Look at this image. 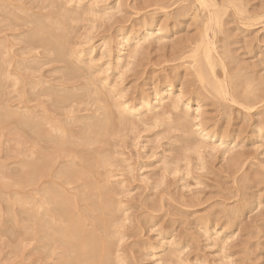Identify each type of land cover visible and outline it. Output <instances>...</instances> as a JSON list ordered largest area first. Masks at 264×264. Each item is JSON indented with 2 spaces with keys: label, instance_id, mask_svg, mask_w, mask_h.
<instances>
[{
  "label": "rangeland",
  "instance_id": "1",
  "mask_svg": "<svg viewBox=\"0 0 264 264\" xmlns=\"http://www.w3.org/2000/svg\"><path fill=\"white\" fill-rule=\"evenodd\" d=\"M216 1L213 15L201 8L196 0H11V3L10 0H0V63L4 60L2 69H5L0 70V114L4 115L0 118V264H40V257H44L37 250L33 251V256L31 246L27 241L25 243L29 188L24 186L26 170L22 161L29 155L27 147L31 144L27 129L17 127L15 121H22L25 117L26 108L22 105L26 103V107L31 108L45 103L46 117L53 115L60 127L66 122L67 126L61 128L64 129L63 137L75 135L68 140L73 143L76 156L84 159L82 166L72 169L68 164L67 168L65 165L69 159H58L56 164L61 166L55 164L58 167L54 173H60V176H55L52 181L65 185L67 189L73 188L74 202L85 192L92 197L89 200L79 196V201L85 202V208L79 203L84 210L79 214L82 217L78 215L75 219L84 225L88 217L85 225L90 227L85 229L86 234L100 236H96L98 244L102 250L106 249L108 258L104 264H264V0H232L233 4L229 0ZM235 2L237 6L232 8ZM224 4L228 6H221ZM218 6L221 7L219 10ZM53 13H57L56 16ZM211 16L219 20L213 31L208 25ZM10 20L11 25L8 24ZM37 21L55 36L58 33L66 59L63 57L60 61L55 53L27 44L32 35L29 33L38 31ZM206 32L215 35L216 78H212L226 90V98L216 95L210 88L207 81H213L208 78L212 75L204 63L200 64L202 62L195 58V50L205 41ZM67 67H74L73 74ZM169 86L173 90L172 100L167 99L166 103L174 106L165 108L155 101L156 93L169 89ZM248 92L252 97L247 103ZM81 98H86L83 99L86 103ZM143 99L150 102V112L142 108ZM175 99L180 103L174 104ZM121 104H127L136 112L121 113ZM103 115L109 122L107 118L102 122ZM181 119L186 128L177 127L176 123L182 122ZM95 120H101V123ZM67 127L70 131L73 129L70 135ZM76 136L80 137V143ZM81 143H85L86 148ZM88 148L92 149L89 154ZM23 152L28 155L25 157ZM78 168L82 169L79 173ZM91 168L98 171L100 178L93 179L98 174L94 175L96 171ZM68 170L84 175L88 186L83 187L80 182L78 186L66 187L63 182L67 175L64 173ZM21 173V176L25 175L24 181L16 178ZM18 181L22 187L16 184ZM96 185L104 192L96 190ZM76 192L80 193L77 195ZM24 199L26 204V201L22 202ZM103 208L104 211L108 209L107 214ZM105 235L110 238L107 242L111 247L105 243ZM57 259L56 256L46 264H56Z\"/></svg>",
  "mask_w": 264,
  "mask_h": 264
},
{
  "label": "bare ground",
  "instance_id": "2",
  "mask_svg": "<svg viewBox=\"0 0 264 264\" xmlns=\"http://www.w3.org/2000/svg\"><path fill=\"white\" fill-rule=\"evenodd\" d=\"M9 1V0H8ZM155 1V0H154ZM163 1H165V0H163ZM216 1V0H215ZM215 1L214 0H196V2L199 4V6L201 7V8H203L204 10H207L210 14H213L214 12H212L214 9H216V7H217V4L215 3ZM227 1V0H226ZM230 2V4H233L231 1L232 0H229ZM6 2V1H5ZM14 2V1H13ZM49 2V1H48ZM47 2V4L48 5H50V4H52V3H48ZM174 2V1H173ZM176 2V1H175ZM187 2V1H186ZM217 2V1H216ZM228 2V1H227ZM226 2V3H227ZM240 2V1H239ZM7 3V2H6ZM10 3H11V0H10ZM33 3V2H32ZM159 3V2H158ZM169 3V2H168ZM190 3V2H189ZM218 3V2H217ZM8 4V3H7ZM22 4V3H21ZM54 4V3H53ZM183 4H185L184 2H183ZM228 4V3H227ZM226 4V5H227ZM236 4V2L234 3V5L232 6V8L234 7V6H237V5H235ZM237 4H239V3H237ZM2 4H0V6H1ZM4 5V4H3ZM6 5V4H5ZM4 5V6H5ZM9 5V4H8ZM25 5V4H24ZM161 5H163V3L161 4ZM168 5V4H167ZM220 5V4H219ZM225 4L224 5H221V6H226ZM229 5V4H228ZM227 5V6H228ZM7 6V5H6ZM10 6V5H9ZM11 6H12V4H11ZM27 6V5H26ZM65 6V5H64ZM21 7V6H20ZM30 7V6H29ZM191 7V6H190ZM219 7L220 6H218V10H219ZM230 7V6H229ZM7 8H8V6H7ZM14 8V7H13ZM27 8V7H26ZM42 8V7H41ZM44 8H46V7H44ZM67 8V7H66ZM221 8V7H220ZM225 8V7H224ZM235 8V7H234ZM15 9V8H14ZM17 9H19V11H20V8H17ZM24 9V8H23ZM57 9V8H56ZM55 9V10H56ZM162 9V8H161ZM180 9V8H179ZM187 9H188V6H187ZM7 10V9H6ZM32 10V9H31ZM52 10H54V9H52ZM54 10V11H55ZM69 10V9H68ZM83 10V9H82ZM189 10V9H188ZM197 10V9H196ZM217 10V11H218ZM1 11V10H0ZM4 11V10H3ZM13 11V10H12ZM11 11V12H12ZM15 11V10H14ZM34 11V10H33ZM43 11V10H42ZM53 11V12H54ZM63 11V10H62ZM93 11V10H92ZM216 11V10H215ZM4 12H6V11H4ZM27 12V11H26ZM30 12V11H29ZM59 12H60V10H59ZM71 12V11H70ZM80 12H81V10H80ZM202 12V11H201ZM212 12V13H211ZM7 13V12H6ZM20 13V12H19ZM19 13H18V15H19ZM22 13V12H21ZM32 13V12H31ZM31 13H30V18H31ZM63 13H64V11H63ZM62 13V14H63ZM68 13V12H67ZM219 13V12H218ZM244 13H246V12H244ZM1 14H2V12H1ZM13 14V13H12ZM17 14V13H16ZM42 14V13H41ZM52 14V12L50 13V15ZM53 14H55V13H53ZM57 14V13H56ZM56 14H55V16H56ZM70 14V13H69ZM86 14V13H85ZM7 15H8V13H7ZM22 15H24V14H21V16ZM35 15H37V13L35 14ZM44 15V14H43ZM64 15V14H63ZM68 15V14H67ZM214 15V14H213ZM219 15V14H218ZM243 15V14H242ZM3 16V15H2ZM1 16V18H4V17H2ZM15 16V15H14ZM26 16V15H25ZM32 16H34V15H32ZM65 16H66V14H65ZM72 16V15H71ZM205 16V15H204ZM54 17V16H53ZM61 17H63V16H61ZM69 17V16H68ZM67 17V18H68ZM219 17V16H218ZM16 18V17H15ZM11 19V18H10ZM23 19H25V18H23ZM32 19V18H31ZM46 19V18H45ZM44 19V20H45ZM54 19V18H53ZM8 20V19H7ZM14 20V19H13ZM30 20V19H29ZM47 20V19H46ZM45 20V21H46ZM64 20V19H63ZM67 20V19H66ZM68 20H69V18H68ZM71 20H73V19H71ZM12 20H10L9 21V23L8 24H10L11 25V22ZM17 21H19L18 19H17ZM32 22H33V20H31ZM43 21V20H42ZM65 21V20H64ZM70 21V20H69ZM68 21V22H69ZM75 21V20H74ZM6 22H8V21H6ZM11 22V23H10ZM23 22V21H22ZM30 22V21H29ZM28 22V23H29ZM31 22V23H32ZM39 21H37V24L39 25L38 26V31H36V29H35V33H29V34H32V35H30V42H27V44L28 43H30L31 44V47H39V48H43V49H45V50H48V51H50V52H53V53H55V55H57L59 58H61L60 59V61H62V58L64 57V59H66L67 57H65L64 56V49H63V45H61L60 44V40H59V38H58V33L56 34V36L54 35V34H52L53 33V31H52V33H51V31H49L47 28H45V26L42 24V23H38ZM47 22H49V20L47 21ZM73 22V21H72ZM71 22V23H72ZM206 22V21H205ZM208 22V21H207ZM219 20H218V18L215 16H211L210 17V20H209V26H210V30H212L214 27H217L218 25H219ZM19 23H20V21H19ZM24 23H26V22H24ZM1 24V23H0ZM13 24V23H12ZM23 24V23H22ZM46 24V23H45ZM55 24V23H54ZM57 24V23H56ZM55 24V25H56ZM70 24V23H69ZM73 24H75V23H73ZM72 24V25H73ZM24 25V24H23ZM23 25H20V26H23ZM26 25V24H25ZM48 26H49V23L47 24ZM2 26V25H1ZM18 26V25H17ZM19 26V27H20ZM35 26H37V25H35ZM60 26H62V25H60ZM5 27H6V25H5ZM4 27V28H5ZM8 27H9V25H8ZM11 27V26H10ZM30 27V26H29ZM69 27V26H68ZM205 28H206V26H205ZM11 29V28H10ZM30 29V28H29ZM64 29V27L62 28V30ZM71 29V28H70ZM208 29V28H207ZM8 30V29H7ZM61 30V31H62ZM65 30H67V29H65ZM64 30V31H65ZM158 30V29H157ZM220 30V29H219ZM56 31V30H55ZM72 31V30H71ZM206 31V30H205ZM213 31V30H212ZM59 32V31H58ZM67 32V31H66ZM2 33V32H1ZM69 33V32H68ZM145 34H146V32H145ZM214 32H213V36H211L210 34H208L207 32H206V35H205V41H203V43L202 42H200L199 44H201L199 47H198V49L197 50H195V58H196V60L198 61V62H202V63H200V64H203L204 63V65L208 68V73H210L212 76H208V78L210 77V79L211 80H213L212 82L211 81H207L208 82V84H209V86H210V88L214 91V93L216 94V95H218V96H221V97H224L225 96V92H226V90H224L219 84H216V82H214V78H212V77H215V68H216V58H215V56H217L216 55V48H215V43L213 42V39H214ZM29 37V36H28ZM59 37H60V35H59ZM61 38V37H60ZM70 38V37H69ZM27 39H29V38H27ZM62 39V38H61ZM66 39H68V38H66ZM142 41V40H141ZM214 41H215V39H214ZM69 42V41H68ZM139 43H141V42H139ZM123 44V43H122ZM138 45V44H137ZM28 46H30V45H28ZM68 46H69V44H68ZM139 46V45H138ZM141 46V45H140ZM198 46V45H197ZM217 46V45H216ZM137 47V46H136ZM1 48V47H0ZM2 48H3V46H2ZM12 49V48H11ZM196 49V48H195ZM29 50V49H28ZM30 50H31V48H30ZM80 50V49H79ZM93 50V49H92ZM135 50V49H134ZM15 51V50H14ZM18 51V50H17ZM17 51H16V53H17ZM22 51V50H21ZM70 51V50H69ZM71 51H72V49H71ZM135 51H137V50H135ZM4 52V51H3ZM13 52V51H12ZM19 52H20V50H19ZM25 52V51H24ZM65 52H66V50H65ZM141 52V51H140ZM194 52V51H193ZM2 53V52H1ZM70 53V52H69ZM69 53H68V55H69ZM82 53V52H81ZM89 53V52H88ZM3 54V53H2ZM13 54H15V53H13ZM38 54H39V51H38ZM47 54V53H46ZM49 54V53H48ZM76 54V53H75ZM92 54V53H91ZM4 55V54H3ZM5 55H6V53H5ZM16 55V54H15ZM71 55H73V54H71ZM82 55V54H81ZM138 55H139V53H138ZM26 56V55H25ZM54 56V55H53ZM67 56V55H66ZM117 56V55H116ZM9 57V56H8ZM22 57V56H21ZM34 57V56H33ZM42 57V56H41ZM46 57V56H45ZM75 57V56H74ZM5 58H7L6 56H5ZM23 58V57H22ZM71 58V57H70ZM78 58V57H77ZM1 59V58H0ZM11 59L12 58H10V61H11ZM54 59H55V57H54ZM64 59H63V61H64ZM190 59V58H189ZM45 60H47V59H45ZM77 60V59H76ZM134 60V59H133ZM219 60V59H218ZM3 61L4 60H2L1 61V63H0V66H1V68H0V70L2 69V67H3V65H4V63H3ZM31 61H33V59L31 60ZM44 61V60H43ZM49 61V60H48ZM53 61V60H52ZM12 63H13V61H11ZM11 62H10V64H11ZM75 62V61H74ZM90 62V61H89ZM190 62V61H189ZM195 62V61H194ZM221 62V61H220ZM2 63H3V65H2ZM6 63V62H5ZM15 63V62H14ZM22 63V62H21ZM62 63V62H61ZM92 63V62H91ZM129 63V62H128ZM197 63V62H196ZM32 64V63H31ZM34 64V63H33ZM48 64V63H47ZM73 64V63H72ZM86 64V63H85ZM93 64V63H92ZM218 64V63H217ZM222 64V63H221ZM15 65V64H14ZM24 65V64H23ZM70 65V64H69ZM69 65H68V67H69ZM81 65V64H80ZM225 65H226V63H225ZM11 66V65H10ZM18 66V65H17ZM16 66V67H17ZM25 66V65H24ZM202 65H200L199 67H201ZM204 66V67H205ZM222 66V65H221ZM227 66V65H226ZM23 67V66H22ZM27 67V66H26ZM68 67H67V69H68ZM223 67V66H222ZM19 68V67H18ZM21 68V67H20ZM73 68L74 67H70L68 70H69V72L71 73V74H73L72 72H74L73 71ZM90 68V67H89ZM196 68H198V66H197V64H196ZM227 68V67H226ZM27 69H28V67H27ZM71 69V70H70ZM76 69H78L77 67H76ZM83 69H84V67H83ZM87 69H88V66H87ZM86 69V70H87ZM202 69V68H201ZM2 70H5V69H2ZM20 70V69H19ZM75 70V69H74ZM80 70V69H79ZM199 70H200V68H199ZM204 70H206L207 71V69L206 68H204ZM223 70H224V68H223ZM25 71V70H24ZM27 71V70H26ZM205 71V72H206ZM4 72V71H3ZM68 72V71H67ZM80 72V71H79ZM86 72V71H85ZM87 72H89V71H87ZM224 72H225V70H224ZM0 73H1V71H0ZM5 73V72H4ZM25 73V72H24ZM32 73V72H31ZM69 73V74H70ZM90 73V72H89ZM15 74V73H14ZM28 74H30V73H28ZM61 74V73H60ZM86 74H88V73H86ZM200 74V73H199ZM206 74H207V72H206ZM4 75V74H3ZM24 75V74H23ZM84 75H85V73H84ZM201 75V74H200ZM248 75V74H247ZM2 76V75H1ZM8 76H10V74H8L6 77L8 78ZM12 76V75H11ZM16 76V75H15ZM25 76V75H24ZM205 75H203V77H204ZM3 77V76H2ZM18 77V76H17ZM83 77H85V76H83ZM219 77V76H218ZM240 77V76H239ZM248 77V76H247ZM33 78V77H32ZM86 78V77H85ZM84 78V79H85ZM216 78V77H215ZM90 79V78H89ZM230 79H232L231 77H230ZM229 79V80H230ZM241 79V78H240ZM21 80H23V79H21ZM32 80V79H31ZM66 79H64V81H65ZM68 80V79H67ZM66 80V81H67ZM87 80V79H86ZM91 80H93V79H91ZM90 80V81H91ZM101 80V79H100ZM103 80V79H102ZM106 80H108V78L106 79ZM204 80V79H203ZM220 80V79H219ZM224 80H225V77H224ZM6 81H7V79H6ZM20 81V80H19ZM26 81V80H25ZM28 81H30V80H28ZM77 81V80H76ZM81 81V80H80ZM83 81V80H82ZM104 81V80H103ZM225 81H227V80H225ZM242 80H240V82H241ZM27 82V81H26ZM37 82V81H36ZM70 82L72 83V81L70 80ZM70 82H68V83H70ZM89 82V81H88ZM87 82V83H88ZM93 82V81H92ZM91 82V83H92ZM107 82V81H106ZM243 82V81H242ZM17 83V82H16ZM20 83V82H19ZM66 83V82H65ZM98 83H100V82H98ZM97 83V84H98ZM109 83V82H108ZM170 83V82H169ZM233 83V82H232ZM24 84V83H23ZM30 84L31 85H33L32 84V82L30 81ZM74 84V83H73ZM77 84V83H76ZM84 84V83H83ZM103 84H104V82H103ZM106 84V83H105ZM104 84V85H105ZM108 85V84H107ZM204 85V84H203ZM238 85H241V84H238ZM248 85V84H247ZM16 86H17V84H16ZM73 86H75V84L73 85ZM97 86V85H96ZM103 86V85H102ZM111 86V85H110ZM173 86V85H172ZM225 86V85H224ZM243 86H244V84H243ZM0 87H1V84H0ZM25 87V86H24ZM98 87V86H97ZM101 87V86H100ZM228 87V86H227ZM250 87V86H249ZM16 88V87H15ZM19 88V87H18ZM36 88H37V85H36ZM70 88V87H69ZM80 88V87H79ZM108 88V87H107ZM115 88V87H114ZM210 88H208V89H210ZM225 88V87H224ZM238 88V87H237ZM64 89V88H63ZM73 89V88H72ZM85 89V88H84ZM98 89H100V88H98ZM98 89H97V91H98ZM102 89V88H101ZM183 89V88H182ZM181 89V90H182ZM210 89V90H211ZM239 89V88H238ZM251 89V88H250ZM87 90V89H86ZM89 90V89H88ZM116 90V89H115ZM252 90V89H251ZM4 91V90H3ZM23 91H25V90H23ZM85 91V90H84ZM113 91V90H112ZM158 91V90H157ZM172 88H171V86H169V89H167V90H165V91H161V92H158V93H156V102H158L159 103V105H161L162 107H167V106H169L166 102H168L167 101V99L171 102V98H172ZM185 91V90H184ZM1 92H2V90H1ZM19 92V91H18ZM60 92V91H59ZM64 92V91H63ZM66 92L69 94V92L66 90ZM87 92V91H86ZM91 92H92V88H91ZM90 92V93H91ZM105 92V91H104ZM118 92V91H117ZM183 92V91H182ZM235 92H237V89H236V91ZM254 92V91H253ZM252 92V93H253ZM36 93H38V92H36ZM46 93H47V91H46ZM57 92H55V94H56ZM81 93V92H80ZM83 93H85V92H83ZM89 93V92H88ZM93 93V92H92ZM98 93V92H97ZM103 93V92H102ZM116 93V92H115ZM114 93V94H115ZM183 93H185V92H183ZM182 93V94H183ZM249 93V92H248ZM19 94V93H18ZM42 94H43V92H42ZM76 94V93H75ZM96 94V93H95ZM98 94H101V93H98ZM104 94V93H103ZM102 94V95H103ZM112 94V93H111ZM116 94H118V93H116ZM244 94H245V92H244ZM243 94V95H244ZM254 94V93H253ZM1 95V94H0ZM33 95H35L34 93H33ZM41 95V94H40ZM39 95V93H38V96H40ZM51 95V94H50ZM49 95V96H50ZM59 95V94H58ZM57 95V96H58ZM86 94H84V96H85ZM109 95H110V93H109ZM155 95V94H154ZM201 95V94H200ZM212 95V94H211ZM255 95V94H254ZM14 96V95H13ZM37 96V95H36ZM37 96V97H38ZM46 96V95H45ZM52 96H54V95H52ZM61 96H62V94H61ZM184 96V95H183ZM227 96V95H226ZM226 96H225V98H226ZM231 97H232V95H230ZM1 97H2V95H1ZM28 97V96H27ZM51 97V96H50ZM49 97V98H50ZM118 97V96H117ZM116 97V98H117ZM120 97V96H119ZM118 97V98H119ZM147 97V96H146ZM176 97H177V95H176ZM181 97V96H180ZM237 97V96H236ZM236 97H234V100L236 99ZM240 97V96H239ZM250 97H252V94H251V92L247 95V97H246V102L248 103L249 101H250ZM254 97V96H253ZM256 97V96H255ZM65 98H68L67 96L65 97ZM76 98V97H75ZM87 98V97H86ZM86 98H83V99H85L86 100ZM89 98H90V96H89ZM98 98V97H97ZM102 98V97H101ZM114 98V97H113ZM121 98V97H120ZM122 98H124L125 99V97H122ZM145 98V97H144ZM34 99V98H33ZM82 99V98H81ZM82 99V100H83ZM91 99V98H90ZM94 99V98H93ZM103 99V98H102ZM111 100H114L115 101V99H112V98H110ZM148 99V98H147ZM233 99V98H232ZM243 99V98H242ZM16 100H17V98H16ZM23 100V99H22ZM27 100V102L29 103L30 101H28V99H26ZM26 100H24L25 102H26ZM38 100V99H37ZM36 100V101H37ZM75 100H77V99H75ZM79 100V99H78ZM82 100H81V102H82ZM95 100V99H94ZM144 100V99H143ZM176 101L174 102V104H176L177 102H179L180 100L179 99H175ZM255 100H257V98L255 99ZM18 101V100H17ZM16 101V102H17ZM23 101V102H24ZM41 101V100H40ZM40 101H38V102H40ZM64 101L65 102H67V99H64ZM63 101V102H64ZM80 101V100H79ZM84 101V100H83ZM97 101V100H96ZM117 101H121V100H116V102ZM243 101V100H242ZM253 101H254V99H253ZM252 101V102H253ZM42 102V101H41ZM40 102V103H41ZM44 102V101H43ZM85 102V101H84ZM93 102V101H92ZM98 102H100V101H98ZM111 102V101H110ZM113 102V101H112ZM125 102H126V100H125ZM173 102V101H172ZM229 102V101H228ZM236 102V101H235ZM238 102V101H237ZM236 102V103H237ZM10 103V102H9ZM31 103H32V101H31ZM37 103V102H36ZM52 103V102H51ZM59 103V102H58ZM86 103V102H85ZM102 102H100V104H101ZM104 103V102H103ZM123 103V102H122ZM130 103V102H129ZM180 103V102H179ZM254 103V102H253ZM23 104V103H22ZM33 104V103H32ZM45 104V103H44ZM44 104H43V106L41 105V104H39L38 106H36V107H26V105H27V103H26V105L24 104V105H22V106H25V110H26V112L24 113V116L25 117H23L22 118V121H19V119L17 120V121H15L14 120V117H15V115L17 114V112H16V109H15V115L13 116V120L16 122V124H15V122L14 123H12L13 125L15 124V125H17V127H21L22 126V128H24L25 130L27 129V132L26 131H24V134H25V132L28 134V142L31 144V146L30 147H27V149H29V150H27L28 151V153H29V155L28 154H26V153H24V154H26L25 155V157H26V159L24 160L25 161V163H24V161H22L23 163H24V165H23V163H22V166H24L23 167V169L25 168V170H26V176L25 175H23V176H21L22 175V173L21 174H19V176L18 177H16V178H20V179H22V178H24V176H25V181L24 182H26V184H24V186L25 185H27V188H29V192L27 191V193H28V199H27V197H26V199L28 200V209H27V211H26V213H27V221H28V226H27V229H26V239H25V243H26V241L28 242V246H31V252H33L34 250L36 251L37 250V253L38 254H44V257L42 258V256L40 257V259H39V261H40V264H46V261H49V260H53V258L54 257H58V259H57V261H56V264H104V261L106 260V249L105 248H103V250H102V248H101V246H99V244H98V238L97 237H100V236H95L94 234H86V231H85V229L86 230H88L89 228L88 227H90V226H88V227H86V223H87V220H88V217H87V219H85L86 221V223L84 224L85 225V227H84V225H83V223L81 222V221H79V220H76L75 218H77V216L84 210V209H82L80 206H79V203L82 205L83 204V206L82 207H84V204H85V202H81V201H79L80 200V197L79 196H83V197H88V199L90 198V196L88 195L87 196V193L85 192V193H83L82 195L81 194H79L78 192H76L77 193V195L79 194V196H78V198L76 199V200H78L77 202H74V196L75 195H72V193H71V190H73V188L72 189H70V188H65V185L64 186H62L61 184H58V183H56V182H54V181H52V179L56 176V178L57 177H59L60 176V173H54L55 171V169L58 167V166H61L60 164L58 165V164H56L57 163V161H58V159H69L67 162H66V164L67 165H65V167H67L68 166V164H70V166H71V168L72 167H80V166H82L81 165V162L84 160V159H79L76 155H77V153L73 150V148H72V144H71V142L68 140L69 139V137L71 136L72 137V135H74V133L72 134V135H70V132H73V129L70 131V129L68 128V130H69V137H68V135H67V137H63V130L61 129L62 127L64 128L65 126H67L66 125V122H64L65 124L64 125H61V127L58 125L59 123H58V120L56 121V120H54L53 119V115H51V117H49V115H48V117H46L45 115H44V113H45V111H46V109H45V107L46 106H44ZM54 104V103H53ZM64 104V103H63ZM62 104V105H63ZM82 104H84V103H82ZM81 104V105H82ZM96 104L98 105V103L96 102ZM106 104V103H105ZM105 104L103 105L104 106V109H105ZM238 104V103H237ZM21 105V104H20ZM19 105V106H20ZM66 105V104H65ZM79 104H77V107H79L78 106ZM80 105V106H81ZM85 105H87V104H85ZM84 105V106H85ZM96 105V106H97ZM240 105V104H239ZM54 106V105H53ZM53 106L51 105L50 107H52L53 108ZM57 106H58V104H57ZM64 106V105H63ZM84 106H82V107H84ZM95 106V107H96ZM107 106V108H108V105H106ZM119 106V105H118ZM174 106V105H173ZM172 106V104L169 106L170 108L171 107H173ZM186 106V105H185ZM250 106V105H249ZM21 107V106H20ZM98 107V106H97ZM139 107H141V106H139ZM178 107V106H177ZM189 107H190V105H189ZM240 107H241V105H240ZM248 107V106H247ZM252 107V106H251ZM5 108V107H4ZM24 108V107H23ZM22 108V109H23ZM58 108V107H57ZM66 109L68 108V107H65ZM87 108V106L86 107H84V109H86ZM100 108L102 109V106H100ZM121 108V109H120ZM142 108H144V109H146L147 111H151V108H152V106H151V104H150V102L149 101H146V100H144L143 102H142ZM164 108V109H165ZM187 108V107H186ZM250 108V107H249ZM6 109H8V107L6 108ZM49 109H51V108H49ZM75 109V108H74ZM83 109V108H82ZM113 109V108H112ZM164 109H162L163 111H164ZM188 109V108H187ZM186 109V110H187ZM190 109V108H189ZM243 109V108H242ZM53 110V109H52ZM57 110V109H56ZM72 110V109H71ZM71 110H68V111H71ZM77 110L78 109H76L75 111L77 112ZM98 110V109H97ZM103 110V109H102ZM106 110H108V109H106ZM114 110V109H113ZM113 110H111L112 112H113ZM119 110L120 111H122L121 113H132L134 110H133V108H131V107H128L127 106V104L126 105H124V104H121V106H119ZM182 110V109H181ZM247 110V109H246ZM62 111V110H61ZM74 111V112H75ZM83 112L85 111V110H82ZM92 111H94V109H92ZM183 111V110H182ZM185 111V110H184ZM183 111V112H184ZM5 112V111H4ZM22 112V111H21ZM73 112V111H72ZM73 112V113H74ZM134 112H136V111H134ZM139 112V111H138ZM190 112V111H189ZM192 112V111H191ZM198 112V111H197ZM46 113H47V111H46ZM51 113V112H50ZM62 113V112H61ZM67 113H71V112H67ZM85 113V112H84ZM139 113H141V112H139ZM162 113V112H161ZM163 113H167V112H163ZM185 113V112H184ZM51 114H53V112L51 113ZM56 114H58V110H57V113ZM68 114V115H69ZM80 114H81V112H80ZM83 114V113H82ZM106 114H108V112L106 113ZM117 114V113H116ZM120 114V113H119ZM168 114H170L169 112H168ZM8 115H10V113L8 114ZM19 115V114H18ZM17 115V116H18ZM21 115V114H20ZM19 115V116H20ZM66 115V114H65ZM84 115V114H83ZM92 115H93V113H92ZM191 115V114H190ZM2 116H4L3 114H0V118L2 117ZM10 116H12V115H10ZM9 116V117H10ZM103 116H105V117H103ZM102 117L103 118H105V119H102V122H104V120H107L108 118H107V116L106 115H103ZM109 116V115H108ZM119 116V115H118ZM129 116V115H128ZM156 116H157V114H156ZM165 116V115H164ZM185 116V115H184ZM7 117V116H6ZM55 117V116H54ZM61 117V116H60ZM97 117H98V115H97ZM114 117V116H113ZM185 117H188V116H185ZM184 117V118H185ZM8 118V117H7ZM6 118V120H8ZM81 118V117H80ZM85 118H86V116H85ZM88 118V117H87ZM107 118V119H106ZM112 118V117H111ZM152 118H153V116H152ZM160 118H161V116H160ZM178 118V117H177ZM184 118H182L183 120H184ZM63 120H64V118H62ZM66 119H67V117H66ZM75 119V116H73V119L72 120H74ZM98 119V118H97ZM121 119V118H120ZM132 119V118H131ZM136 119V118H135ZM141 119V118H140ZM146 119V118H145ZM163 119H165V117L163 118ZM181 119V121L182 122H177L176 124L178 125L177 127H179V126H181L182 128H186L185 126V121L183 122V120ZM197 119V118H196ZM12 120V121H13ZM21 120V119H20ZM81 120V119H80ZM1 121V120H0ZM2 121H3V119H2ZM5 121V120H4ZM3 121V122H4ZM84 121H85V119H84ZM96 121H98V120H95V122ZM101 121V120H100ZM100 121H98V122H100ZM113 121V120H112ZM111 120H110V122H112ZM136 121H139V120H136ZM166 121V120H165ZM171 121V120H170ZM169 121V122H170ZM196 121H198V120H196ZM70 122V121H69ZM75 122V121H74ZM87 122V121H86ZM95 122L93 123V124H95ZM107 122H109V119L107 120ZM126 122V121H125ZM129 122V121H128ZM195 122V121H194ZM68 123V122H67ZM72 123V122H71ZM89 123V122H88ZM101 123V122H100ZM114 123V122H113ZM119 123V122H118ZM151 123V122H150ZM163 123V122H162ZM164 123H166L167 124V122H164ZM76 124V123H75ZM87 124V123H86ZM98 124V123H97ZM96 124V125H97ZM140 124V123H139ZM192 124H194L193 122H192ZM14 125V126H15ZM70 125V124H69ZM72 125V124H71ZM70 125V126H71ZM77 125L78 126H80L78 123H77ZM83 125V124H82ZM98 125H100L101 126V124H98ZM106 125H108V124H106ZM105 125V126H106ZM118 125V124H117ZM146 125V124H145ZM198 125V124H197ZM260 125V124H259ZM7 126V125H6ZM5 126V127H6ZM12 126V125H11ZM73 126V125H72ZM71 126V127H72ZM75 126V125H74ZM73 126V127H74ZM111 126H112V124H111ZM198 126H200V125H198ZM92 127V126H91ZM103 127V126H102ZM102 127H101V129H102ZM117 127V126H116ZM166 127V126H165ZM177 127H176V129H177ZM180 127V128H181ZM203 127V126H202ZM258 127V126H257ZM11 128V127H10ZM13 128V127H12ZM66 128V129H67ZM78 128V127H77ZM107 128H108V126H107ZM164 128V127H163ZM168 128V127H167ZM182 128H181V131H182ZM256 128V127H255ZM8 129V128H7ZM106 129V128H105ZM109 129H110V127H109ZM169 129V128H168ZM175 129V130H176ZM199 129V128H198ZM204 129V128H203ZM67 130V131H68ZM87 130H88V128H87ZM86 130V131H87ZM103 130H104V127H103ZM178 130H180V129H178ZM205 130V129H204ZM258 130V129H257ZM66 131V132H67ZM77 131V133H79V131H78V129L76 130ZM82 131V130H81ZM85 131V130H84ZM85 131V132H86ZM98 131V130H97ZM102 131V130H101ZM167 131H169V130H167ZM195 131V130H194ZM197 131V130H196ZM262 131V130H261ZM11 132V131H10ZM14 132V131H13ZM23 132V131H22ZM65 132V133H66ZM176 132V131H175ZM177 132H179V131H177ZM176 132V133H177ZM264 132V131H263ZM68 133V132H67ZM91 133V132H90ZM98 133V132H97ZM101 133V132H100ZM169 133H170V131H169ZM174 133V132H173ZM176 133H175V135H176ZM199 133V132H198ZM207 133V132H206ZM61 134H62V136H61ZM76 134V133H75ZM83 134V133H82ZM89 133H87V135H88ZM107 134H108V132H107ZM187 134H188V132H187ZM259 134V133H258ZM260 134H261V132H260ZM12 136H13V133L11 134ZM10 135V136H11ZM14 135H16V136H20V135H18V134H14ZM79 136H80V134H78ZM86 135V136H87ZM97 136H98V134H96ZM202 135V134H201ZM263 135V134H262ZM85 136V137H86ZM89 136V135H88ZM93 136V135H92ZM195 137L194 138H196V135H194ZM209 136V135H208ZM13 137H15V136H13ZM21 137H22V135H21ZM71 137H70V139H71ZM77 137V136H76ZM84 136H83V138H85ZM90 137V136H89ZM218 137V136H217ZM18 138V137H17ZM73 138H75V135H74V137ZM78 138H80V137H77L76 138V140H78ZM87 138V137H86ZM174 138H175V136H174ZM179 138V137H178ZM183 138V137H182ZM193 138V139H194ZM205 138V137H204ZM94 138H92V140H93ZM102 139V138H101ZM176 139H177V137H176ZM258 139V138H257ZM16 140V139H15ZM75 140V139H74ZM85 140H87V139H85ZM195 140V139H194ZM197 140V139H196ZM17 141V140H16ZM24 141V140H23ZM26 141V142H27ZM71 141H73V140H71ZM79 141V143H80V139L78 140ZM26 143V144H28L29 145V143ZM74 142V141H73ZM84 142V141H83ZM87 142H88V140H87ZM89 142H90V140H89ZM25 142H23V144H24ZM92 143V142H91ZM91 143L90 144H88V146L87 147H90V145H91ZM180 143H182L183 144V142H180ZM185 143V142H184ZM195 143H197V141L196 142H194V145H195ZM83 146L84 145H86L85 143L83 144V143H81ZM108 144V143H107ZM236 144V143H235ZM106 145V144H105ZM187 145V144H186ZM20 146V145H19ZM19 146H16V147H18V149H19ZM23 146V145H22ZM98 146V145H97ZM15 147V148H16ZM106 147H107V145H106ZM105 147V148H106ZM194 147V146H193ZM25 148V147H24ZM75 148H77V147H75ZM84 148H86L85 146H84ZM92 148V147H91ZM91 148H88V150H87V152H88V154L90 153V151H92V149ZM186 148V147H185ZM17 149V148H16ZM17 149V150H18ZM89 149H90V151H89ZM17 150H15V151H17ZM23 150V149H22ZM95 150V149H94ZM101 150H103V149H101ZM77 152H79V149H78V151ZM20 153V152H19ZM16 154V153H15ZM23 154V155H24ZM82 154H84V153H82ZM80 156H81V158H82V155L81 154H79ZM86 155V156H85ZM84 156L87 158L88 157V155L87 154H85ZM92 155V154H91ZM94 155V154H93ZM24 157V158H25ZM91 158H92V156H91ZM88 159V158H87ZM89 160H90V158H89ZM88 160V161H89ZM109 160V159H108ZM87 161V162H88ZM94 161V160H93ZM96 161H97V159H96ZM107 161V160H106ZM90 162V161H89ZM59 163V162H58ZM97 163V162H96ZM96 163H94L95 165H96ZM55 164L56 165H58L57 167L55 166ZM102 164V163H101ZM19 165V164H18ZM22 166H21V168H22ZM64 166V165H63ZM102 166V165H101ZM101 166H100V168H101ZM56 167V168H55ZM84 167H86V166H84ZM93 167V166H92ZM110 167V166H109ZM68 168V167H67ZM96 169H97V167H95ZM73 169V168H72ZM79 169H81V168H78V173H79ZM83 169H85V168H83ZM87 169V168H86ZM91 169H93V168H91ZM90 169V170H91ZM59 171H60V168L58 169ZM62 170H64V168L62 169ZM67 170V169H66ZM82 170V169H81ZM94 171H96L95 169H93ZM92 170V171H93ZM20 171H23L22 169L20 170ZM85 171V170H84ZM84 171H83V173H84ZM66 173H64V174H66L67 175V179L65 178V180H64V184H66V187H71V185H77V184H79L80 182L82 183L81 185H83V187H87L88 186V182L86 181V179H85V177H84V175L83 176H81V175H78L77 173H75V172H73V170H68V171H65ZM91 172V171H90ZM98 171H96L95 173L93 172V174L94 175H96V174H98L97 173ZM102 172V171H101ZM20 173V172H19ZM81 173V172H80ZM25 174V173H24ZM86 175H87V170H86V173H85ZM88 174H92V173H89L88 172ZM92 174V175H93ZM98 176H100V174H98L97 176H95V178L93 177V179H95V180H97V178L96 177H98ZM104 176V175H103ZM102 176V177H103ZM92 177H91V179H92ZM104 177H106V176H104ZM14 179V180H16V182H17V180L18 179ZM98 178H100V177H98ZM19 179V180H20ZM64 179V178H63ZM93 179H92V181H93ZM21 180V181H22ZM94 180V181H95ZM23 181H22V183H23ZM98 181H100V180H98ZM102 181H103V179H102ZM11 182V181H10ZM15 182V183H16ZM61 182V183H62ZM104 182V181H103ZM12 183H14V182H12ZM16 184H18V185H20L21 186V183L19 184V181H18V183H16ZM94 184H95V182H94ZM98 184H100V183H98ZM102 184V183H101ZM103 185V188H105L104 186H106V185H104V184H102ZM78 186V185H77ZM76 186V187H77ZM80 186V185H79ZM98 185H96V190H98V189H100L101 191L103 190V189H101V188H98V187H100V186H98ZM14 187V186H13ZM19 187V186H18ZM22 187V186H21ZM51 187H54V188H51ZM82 189H85V188H83L82 186H80ZM95 187V186H94ZM93 187V188H94ZM102 187V186H101ZM24 188V187H23ZM77 188H79V187H77ZM81 188H79V189H81ZM106 188H107V186H106ZM20 189V188H19ZM78 189V190H79ZM81 189V190H82ZM21 190V189H20ZM86 190V189H85ZM93 190H95V189H93ZM100 190H98V191H100ZM95 192V191H94ZM102 192H104V191H102ZM105 193H107V191L105 192ZM104 193V194H105ZM15 194H17V195H19L18 193H15ZM74 194V193H73ZM17 195H14L15 196V198H17V199H19L18 198V196ZM23 195H25L26 196V194H24L23 193ZM108 195V194H107ZM17 196V197H16ZM109 196V195H108ZM37 197H39V198H37ZM76 197V196H75ZM23 198V197H22ZM92 198V197H91ZM89 199V200H92V199ZM26 199H24V201H22V202H25L26 201ZM85 199H87V198H85ZM87 199V200H88ZM95 199H96V197H95ZM106 199V198H105ZM20 200V199H19ZM84 200V199H83ZM86 200V201H87ZM97 200V199H96ZM102 200V199H101ZM110 200V199H109ZM20 201V202H21ZM17 203H19L18 201H17ZM16 203V204H17ZM27 203V201L24 203V204H26ZM100 203H101V201H100ZM108 203V202H107ZM15 205V204H14ZM91 205V204H90ZM107 205V204H106ZM110 205V204H109ZM96 206V205H95ZM98 206V205H97ZM85 208V207H84ZM24 209V208H23ZM22 209V210H23ZM87 209V208H86ZM95 210V209H94ZM105 210H106V208H105ZM108 210V209H107ZM107 210L106 211H104V208H103V211L107 214ZM20 211V210H19ZM25 211V210H24ZM86 211V210H85ZM90 211V210H89ZM110 211V210H109ZM101 212H102V209H101ZM22 213H23V211H22ZM21 213V214H22ZM25 213V214H26ZM84 213V215H87L88 216V213L87 212H83ZM83 213L81 214V215H83ZM90 213V212H89ZM93 213V212H92ZM103 213V212H102ZM102 213H100V214H102ZM24 215V214H23ZM22 216V215H21ZM80 216V215H79ZM90 216H91V214H90ZM101 216V215H100ZM103 216V215H102ZM109 216V215H108ZM80 217H82V216H80ZM85 217V216H84ZM86 218V217H85ZM101 218L102 217H100V221H101ZM26 219V218H25ZM78 219H80V218H78ZM106 219V218H105ZM114 219V218H113ZM81 220V219H80ZM95 220V219H94ZM10 221V220H9ZM93 221V220H92ZM105 221V220H104ZM110 221H111V219H110ZM90 222V221H89ZM108 221H106V223H107ZM91 223V222H90ZM106 223H102L103 225L104 224H106ZM94 224V223H93ZM96 224H97V222H96ZM101 224V223H100ZM91 225H92V223H91ZM94 226V225H93ZM97 226V228L98 227H100V226H98V225H96ZM95 226V227H96ZM106 226H107V224H106ZM105 226V227H106ZM104 227V226H103ZM104 227V228H105ZM92 228V227H91ZM14 228H12L11 230H13ZM4 230V229H3ZM93 230H94V228H93ZM10 231V230H9ZM14 231H15V229H14ZM90 231V230H89ZM95 231V230H94ZM112 231V230H111ZM93 232V231H92ZM6 233H8V232H6ZM89 233V232H88ZM91 233V232H90ZM104 233V232H103ZM15 234V233H14ZM14 234H12V235H14ZM98 234V233H97ZM106 236L107 235H105V238H106ZM108 237V236H107ZM104 239V238H103ZM108 239H110V238H108ZM107 238L105 239L106 241H105V243L107 242V240H108ZM112 241V240H111ZM109 242V241H108ZM107 242V243H108ZM24 243V242H23ZM113 243H115V242H113ZM111 244V243H110ZM109 243H108V246L109 247H111V245H110ZM34 245H36L35 247H34ZM106 246H107V244H106ZM103 247H104V245H103ZM109 247H107L108 249H109ZM107 249V250H108ZM38 250H39V252L40 251H42V253H39L38 252ZM29 252V254H31L30 253V251H28ZM34 253V252H33ZM111 254V253H110ZM35 255V253L33 254V256ZM30 256V258H31V256L32 255H29ZM40 256V255H39ZM108 256V255H107ZM111 256V255H110ZM39 258V257H38ZM37 258V259H38ZM108 259V258H107ZM56 260V259H55ZM100 261V263H96L97 261ZM37 261V260H36ZM50 262V261H49ZM55 262V261H54ZM107 263V262H106ZM32 264H34V263H32ZM36 264V263H35ZM38 264V263H37ZM53 264V263H52Z\"/></svg>",
  "mask_w": 264,
  "mask_h": 264
}]
</instances>
